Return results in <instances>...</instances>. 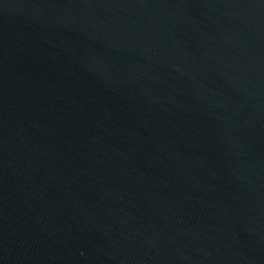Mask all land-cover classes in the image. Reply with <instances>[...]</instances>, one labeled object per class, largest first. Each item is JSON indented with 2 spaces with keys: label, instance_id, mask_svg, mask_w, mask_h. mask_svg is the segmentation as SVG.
Here are the masks:
<instances>
[{
  "label": "water",
  "instance_id": "obj_1",
  "mask_svg": "<svg viewBox=\"0 0 264 264\" xmlns=\"http://www.w3.org/2000/svg\"><path fill=\"white\" fill-rule=\"evenodd\" d=\"M0 264H264V0H0Z\"/></svg>",
  "mask_w": 264,
  "mask_h": 264
}]
</instances>
